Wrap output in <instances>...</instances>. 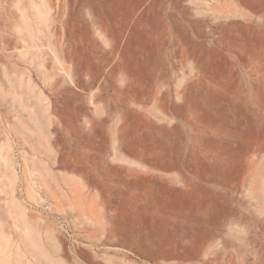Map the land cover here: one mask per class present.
<instances>
[{"label": "rangeland", "instance_id": "374dc122", "mask_svg": "<svg viewBox=\"0 0 264 264\" xmlns=\"http://www.w3.org/2000/svg\"><path fill=\"white\" fill-rule=\"evenodd\" d=\"M0 264H264V0H0Z\"/></svg>", "mask_w": 264, "mask_h": 264}]
</instances>
